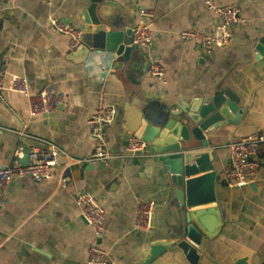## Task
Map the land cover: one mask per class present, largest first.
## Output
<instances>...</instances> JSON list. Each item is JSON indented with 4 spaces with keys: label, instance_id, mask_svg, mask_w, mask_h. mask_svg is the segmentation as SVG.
Listing matches in <instances>:
<instances>
[{
    "label": "crops",
    "instance_id": "0c3cea01",
    "mask_svg": "<svg viewBox=\"0 0 264 264\" xmlns=\"http://www.w3.org/2000/svg\"><path fill=\"white\" fill-rule=\"evenodd\" d=\"M204 1L118 0L107 13L110 23L122 19L131 28L139 8L154 13L153 46L146 56L133 53L122 63L107 50L74 61L68 37L49 24L53 16L82 31L86 0H0V58L8 73L24 75L30 93L48 82L64 93L56 112L30 116L26 98L10 91L6 78L0 98V167L18 160L23 149L48 143L72 158L88 155L94 147L88 117L97 100L103 97L118 109L115 121L104 128L110 160L101 165L61 157L47 180L21 177L8 183L0 207V264H86L93 230L79 218L72 201L79 191L90 193L105 209L98 242L112 264H138L149 257L154 242L176 240L182 224L176 187L148 151L124 152L132 135L123 124L125 98L128 93L137 96L146 114H161L217 89L234 93L243 114L238 123L219 122L204 132L213 147L216 201L191 209L217 205L222 225L214 238L202 237L196 264H264V144L256 154L254 188H229L220 179L230 162V144L262 130L264 59L256 60L253 48L264 34V0H211L237 6L243 21L232 27L228 43L209 56L177 38L182 30L208 32L216 23ZM150 57L164 67V82L149 75ZM147 200L155 202L152 226L136 228L135 207ZM147 264L190 263L172 244Z\"/></svg>",
    "mask_w": 264,
    "mask_h": 264
},
{
    "label": "water",
    "instance_id": "95a60500",
    "mask_svg": "<svg viewBox=\"0 0 264 264\" xmlns=\"http://www.w3.org/2000/svg\"><path fill=\"white\" fill-rule=\"evenodd\" d=\"M117 1L86 0L82 12L85 26L80 44L71 51L70 58L84 61L94 50L113 52L122 63L130 60L133 53L137 58L147 55V49L132 44L131 28L122 19L108 21L107 13L116 7ZM253 49L256 60L264 59V34L254 41ZM145 107L143 100L128 93L123 124L132 135L147 142L148 152L163 167L168 183L176 187L182 224L176 240L154 242L149 248V257L138 264L149 263L172 244L182 251L188 263L196 264L199 260L197 246L202 237L214 238L222 225L217 205L191 209L216 201L213 147L204 132L219 122L238 123L243 111L237 96L228 89L193 97L175 109H163L161 114H146ZM28 153L27 148L23 149L18 161L26 164ZM200 172L204 173L191 177ZM247 186L254 188L255 184L252 182Z\"/></svg>",
    "mask_w": 264,
    "mask_h": 264
},
{
    "label": "built area",
    "instance_id": "2783aa9c",
    "mask_svg": "<svg viewBox=\"0 0 264 264\" xmlns=\"http://www.w3.org/2000/svg\"><path fill=\"white\" fill-rule=\"evenodd\" d=\"M50 3L51 0H44ZM208 10L213 12L216 23L208 32L195 29H185L177 34L182 43L196 44L203 55H212L216 48L228 43L232 27L243 21L239 8L233 4L217 5L211 0H205ZM138 19L132 25V44L144 47L149 51L154 43L152 23L154 13L151 9L141 7L137 11ZM51 27L58 33L68 37L71 50L80 44L82 31L71 23L63 22L50 16ZM148 73L161 81H165L164 67L154 58H149ZM8 77V89L23 95L27 100L30 116L49 115L56 112L64 99V93L52 82L45 83L36 92L30 93L28 81L24 75L9 74L6 62L0 58V98L4 89V81ZM118 109L116 104L100 97L88 117L89 133L94 141L91 153L80 158H72L53 143L46 146H31L28 148V161L26 164L15 160L9 165L0 167V207L3 204L5 189L14 178L29 177L36 182L44 181L53 176L52 168L59 163L61 157L68 161L85 163H105L112 158L106 146L104 128L116 119ZM264 144V120L262 130L240 137L231 143L230 162L220 175V179L229 188L247 186L257 177L259 162L256 154ZM148 151L146 141L129 135L125 141L124 152L128 155H138ZM22 155V152H19ZM72 201L78 209L79 218L93 230V240L87 250L86 264H112L106 251L100 246L99 240L103 234L105 209L99 205L88 192L79 191L73 194ZM155 202L147 200L137 203L134 211V226L148 230L152 226Z\"/></svg>",
    "mask_w": 264,
    "mask_h": 264
}]
</instances>
